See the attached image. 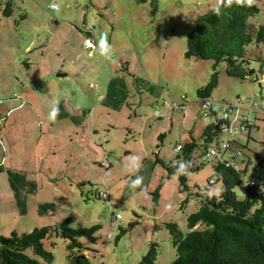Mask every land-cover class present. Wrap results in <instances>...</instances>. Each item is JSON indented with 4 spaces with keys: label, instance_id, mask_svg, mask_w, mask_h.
I'll use <instances>...</instances> for the list:
<instances>
[{
    "label": "rangeland",
    "instance_id": "obj_1",
    "mask_svg": "<svg viewBox=\"0 0 264 264\" xmlns=\"http://www.w3.org/2000/svg\"><path fill=\"white\" fill-rule=\"evenodd\" d=\"M13 3L10 17L3 13L6 4L0 8V115L3 104L8 108L22 104L24 108L10 116L12 124H5L0 117V140L4 144V149L0 144V163L7 170V174L0 175V199L4 201L3 210L0 207V235L28 234L35 228L67 220L75 230L100 225L97 243L79 239L88 249L90 264H139L152 244L157 245L156 264H173L176 252L166 224H177L182 234H188L187 219L198 211L199 201L189 193H180L179 175L169 174L164 165L175 166L178 145L200 141L205 127L215 123L214 117L202 112L198 92L211 81L216 63L186 59L187 38L199 16L221 0H48L40 6L56 4L62 8L61 13L65 7L64 20L79 23L85 30L83 37L95 32L99 49L92 58L94 70L87 68L85 75L87 81L102 76L107 81L101 102L94 97V89L79 91L72 79L59 87L53 79L47 86L32 83L23 88L21 83L35 80L37 72L28 75L19 69L17 74L13 67L17 64L24 68L29 63L26 56L19 60L11 48L24 43L16 39L12 27L19 22L22 6ZM27 6L34 5L29 0ZM259 8L249 22L264 27V3ZM62 32L64 36L82 38L69 26ZM257 57L264 59V43L249 45L246 54L248 68L256 71L259 83L230 77L227 64L220 63L216 66L218 85L211 96L220 108L228 109L230 103L245 98L238 105L251 125L259 128L238 137L251 157V161L246 158L245 163L239 162V167L247 171L244 183L254 177L264 179L259 161L253 158L258 154L264 159V113L252 109L264 104V63ZM85 59L89 60L88 56ZM79 61L71 57L69 66L75 69ZM62 95L71 103L97 106L85 112L72 108L67 117L62 106L60 120L66 126L54 123L53 131L50 122L41 128L31 105L45 103L51 108V100L58 101ZM121 103L126 105L120 112ZM108 104H112L113 115H109ZM51 111L53 116L58 115V104ZM84 119L88 125L83 124ZM92 120L98 125L95 134ZM108 121L116 128L111 129ZM89 139L97 152L87 146ZM227 139L222 133L219 143ZM226 159H231L230 155ZM203 162L194 161L200 170L190 168L192 171L187 172L192 191L216 179L213 165L203 166ZM220 189L217 182L210 194L218 195ZM96 192L106 193L108 198L99 199ZM236 193L243 200L246 185L238 187ZM188 196L192 198L185 203ZM118 215L121 220H115ZM131 223L136 224L128 230ZM121 229L128 231L120 236ZM69 243L56 237L45 242V249L54 256L53 264H69Z\"/></svg>",
    "mask_w": 264,
    "mask_h": 264
},
{
    "label": "trees",
    "instance_id": "obj_2",
    "mask_svg": "<svg viewBox=\"0 0 264 264\" xmlns=\"http://www.w3.org/2000/svg\"><path fill=\"white\" fill-rule=\"evenodd\" d=\"M261 3L264 0H221L220 4L197 19L196 28L187 38L185 58L216 63L211 81L198 92L199 100L211 98L218 85L216 66L220 63L227 64L226 72L230 77L252 81L257 76L256 71L248 68L246 54L249 45L264 43V27L249 22L259 13ZM11 11L12 2H9L3 13L10 17ZM257 60L264 63L263 57H257ZM252 128L259 130L253 124L249 132ZM221 134L220 125H207L200 141L193 140L182 146L175 166L172 163L169 164L171 167L164 165L169 174L179 175L180 193H189L199 201L198 211L187 219L188 234H182L177 224H166L176 252L173 264H264V185L261 184L264 179L254 177L259 181L254 186L251 180L244 183L246 170L235 168L224 157L207 158L210 149L219 146ZM245 150L246 145L238 140L230 143L229 152L234 154L233 160L238 164L245 163L246 158L251 161ZM237 155L241 156L239 162ZM253 158L259 161V168L263 166L264 159L260 155ZM199 159L204 161L203 166L213 165L216 179H211L207 187L195 186V191H192L187 172L190 168L200 170L194 163ZM157 163H160L158 157ZM217 182L221 185L220 192L211 195L210 189ZM243 185H246V196L242 200L236 189ZM189 196L185 203L192 198ZM135 224L131 223L128 230ZM100 228V225H94L75 230L67 220L55 226L35 228L28 234L0 235V264H53L54 256L45 249V242L55 237L70 242L67 246L69 264H90L86 254L88 249L79 239L97 243ZM128 230L121 229L120 236ZM156 246H150L139 264H156Z\"/></svg>",
    "mask_w": 264,
    "mask_h": 264
},
{
    "label": "crops",
    "instance_id": "obj_3",
    "mask_svg": "<svg viewBox=\"0 0 264 264\" xmlns=\"http://www.w3.org/2000/svg\"><path fill=\"white\" fill-rule=\"evenodd\" d=\"M13 1L16 2V5L22 7L21 8L18 7L19 22H14L12 24V27H14V29L16 30V35H17L16 39L20 38L18 41H22L24 43L21 46L14 45L16 49H14L13 47L11 48L15 50L19 60H22L23 57L26 56L28 58L25 60L29 62L28 64L25 65L24 68L23 67L18 68L17 64H13V67H15V69L17 70V74L19 69H21L24 72L27 71L28 75L33 73L34 71L37 72V75L35 76L36 78L35 80L30 81L29 83H24V82L21 83L23 88L30 87L32 83H34L33 85L35 86H41V85L47 86L50 85L51 83L50 81H52L53 79L54 82L52 83L55 84L56 87H59L62 82H70V80L72 79L71 80L72 85L75 88H77L79 91L81 90L80 88L88 87V89H92V90L94 89L93 91V93H95L94 97L100 99V102L103 99H105L103 90L104 88L107 87L106 85L107 81L103 78V76L99 78L95 77L94 79L92 78L87 81L86 76L88 75H85L87 68H90V70L92 71L93 69L92 58L96 55L99 49L96 43L95 32L93 31L88 32V36L83 37L85 36L84 35L85 30L80 26L79 23L64 20V18H66V12H67L65 7L62 13H61L62 8L61 9L59 8L58 10H47V7L50 4L47 5L45 8L40 7V6H44L48 0H30L31 3H33L34 5L33 8H30L29 6L26 7V5H28L29 0H0V8L4 9L5 4L12 2V11H11V15H12V12L14 11ZM67 9L69 10L71 8L69 7ZM58 16L63 20H60ZM51 17H53V19ZM67 26H69L70 30H73L74 32L78 31L80 37L82 38L77 39L74 36H72V38L75 39V42L71 43L70 39L72 38L70 36H64L62 32ZM88 41L93 42L96 47L89 46L87 44ZM86 56H88L89 60L85 59ZM106 56L108 57L107 54ZM71 57L78 58V60H80L78 65L75 66L76 67L75 69L69 66L68 60ZM86 64L89 65V67ZM80 66H81V70H80ZM112 82L113 79L111 80L110 84H112ZM141 89L144 90V88ZM108 95L109 94H106V97H108ZM60 97H61L59 98L60 100H58L59 103H57L58 101L51 100V104H53L51 108H49L44 103V101H43L44 104L31 105V108L33 109L36 115V119L40 121L39 125L41 128H43L45 123L50 124V122L52 123L50 129H52L53 131L56 129L54 123H59V125H61L62 127L66 126L65 123L60 120L61 117L60 115L62 114V110H61L62 106H64L63 114L66 117L70 115V111H72V108L74 110H82L85 112V111H89V109L92 108L91 106H97L96 104H75V103H71L69 97H65V95H62ZM57 104L59 106L58 115L56 114V116H53L51 109L56 108ZM68 104H71L72 106L70 107ZM111 105L112 104L107 105V108L111 110L109 115H113L114 112L111 109ZM125 105L126 104L124 103L119 104L118 110H120L121 112L125 108ZM6 108H8L7 104H3V108L1 107V110L3 109V113H1L0 117L5 122V124H12L9 121V119L11 118L10 116H12L16 110H22L24 107L22 106V104L19 105L15 104L8 109ZM43 108L46 109L47 111L44 112ZM127 117L130 118L131 120L130 114H128ZM87 122H88L87 119L83 120L84 125H88ZM108 122L110 124L111 129L116 128L115 126H112L113 124L111 121ZM97 126H98L97 123H94V120H92V129L94 130L93 134L98 132L96 130ZM1 129L2 127L0 124V130ZM30 129L33 128L31 127ZM84 132H86V128L84 129ZM128 132H129L128 134L133 135L132 129H128ZM238 141L243 144L242 140L238 139ZM0 144L3 146L4 149L3 141H1ZM87 146L90 148V150L97 152L92 148V143L90 139L87 143ZM98 146L101 147L102 145L98 144ZM97 154H99V152ZM228 155H230L231 159H233L234 156L233 153L229 152ZM3 174H7L5 165H2L0 167V175ZM19 179H23V176H20ZM2 205L4 206V201L0 199L1 210H3Z\"/></svg>",
    "mask_w": 264,
    "mask_h": 264
},
{
    "label": "built area",
    "instance_id": "obj_4",
    "mask_svg": "<svg viewBox=\"0 0 264 264\" xmlns=\"http://www.w3.org/2000/svg\"><path fill=\"white\" fill-rule=\"evenodd\" d=\"M59 7L56 4H51L47 7V10H58ZM53 19V17H51ZM87 44L92 47H96L95 44L91 41H88ZM252 82L254 84L259 83L258 76H255L252 79ZM245 99V98H244ZM244 99L239 98L237 102H232L229 104V109L224 107L220 108L219 105L212 99V98H206L201 100V108L202 112L205 113L207 117L215 118V123L221 126L222 133L227 134V141H224L222 144L219 143V146L211 148L210 151L207 154V158L209 160L215 158V157H224L226 159V155L229 153V147L230 143L232 141L238 140L239 136H243L249 132V128L251 126L250 119L243 114V108H241L238 104H240ZM169 105V104H168ZM174 108L175 106H171ZM252 109H259L261 112L264 113V104L262 105H255L252 106ZM234 116V118H232ZM167 117V116H165ZM249 134V133H248ZM182 149V145H179L176 150L179 152ZM240 155H237L238 162L241 160ZM236 158V159H237ZM229 161V164H233L235 168H240L239 164L236 163L233 159H226ZM235 162V163H234ZM261 170L264 171V164L262 167H260ZM259 183V181L256 178H253L251 180V185H256ZM261 184L264 185V182H261ZM97 197L104 199L108 198V195L105 194H95ZM121 216H116L115 220H121Z\"/></svg>",
    "mask_w": 264,
    "mask_h": 264
},
{
    "label": "clouds",
    "instance_id": "obj_5",
    "mask_svg": "<svg viewBox=\"0 0 264 264\" xmlns=\"http://www.w3.org/2000/svg\"><path fill=\"white\" fill-rule=\"evenodd\" d=\"M181 167H183V165H181ZM97 194H99V193H97ZM99 198V197H98ZM100 199V198H99ZM116 218V217H115Z\"/></svg>",
    "mask_w": 264,
    "mask_h": 264
}]
</instances>
